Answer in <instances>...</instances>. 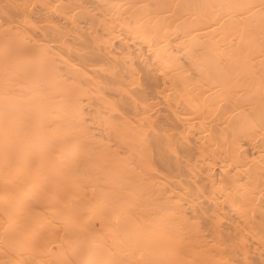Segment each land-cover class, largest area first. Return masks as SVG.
<instances>
[{"label":"bare ground","instance_id":"1","mask_svg":"<svg viewBox=\"0 0 264 264\" xmlns=\"http://www.w3.org/2000/svg\"><path fill=\"white\" fill-rule=\"evenodd\" d=\"M0 264H264V0H0Z\"/></svg>","mask_w":264,"mask_h":264}]
</instances>
